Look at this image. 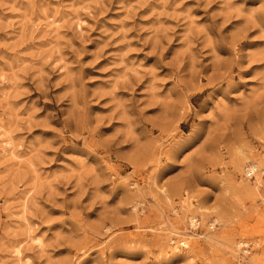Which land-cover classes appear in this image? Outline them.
<instances>
[{
	"label": "rangeland",
	"instance_id": "1",
	"mask_svg": "<svg viewBox=\"0 0 264 264\" xmlns=\"http://www.w3.org/2000/svg\"><path fill=\"white\" fill-rule=\"evenodd\" d=\"M0 264H264V0H0Z\"/></svg>",
	"mask_w": 264,
	"mask_h": 264
},
{
	"label": "built area",
	"instance_id": "2",
	"mask_svg": "<svg viewBox=\"0 0 264 264\" xmlns=\"http://www.w3.org/2000/svg\"><path fill=\"white\" fill-rule=\"evenodd\" d=\"M259 172H262V170L260 168H256V167H253L252 165H249L248 167H246L245 169V175L246 177H254L256 175V173H259ZM253 243H244L242 244V246L240 247L243 254H247L249 252V249L251 248V245Z\"/></svg>",
	"mask_w": 264,
	"mask_h": 264
},
{
	"label": "bare ground",
	"instance_id": "3",
	"mask_svg": "<svg viewBox=\"0 0 264 264\" xmlns=\"http://www.w3.org/2000/svg\"><path fill=\"white\" fill-rule=\"evenodd\" d=\"M247 158V157H246ZM253 160V159H252ZM255 161V160H254ZM250 162H249V160H243V161H241V163H240V166L239 167H244L243 165H247V164H249ZM260 164V163H259ZM252 166L253 167H258V164H256V163H253L252 164ZM256 178L258 179V176H256ZM246 188H248V187H246ZM191 220H192V222L194 223V225H197L198 224V220L195 218V216H193L192 218H191ZM182 243H185V241L183 240V242ZM186 244V243H185ZM18 251V250H17ZM16 254H21V252L20 251H18ZM20 257L22 258V256L20 255ZM28 261V260H27Z\"/></svg>",
	"mask_w": 264,
	"mask_h": 264
}]
</instances>
